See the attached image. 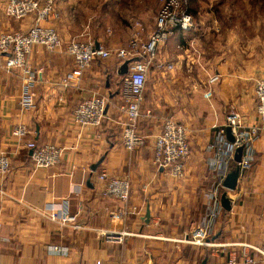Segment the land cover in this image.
Returning <instances> with one entry per match:
<instances>
[{"label":"crops","instance_id":"0c3cea01","mask_svg":"<svg viewBox=\"0 0 264 264\" xmlns=\"http://www.w3.org/2000/svg\"><path fill=\"white\" fill-rule=\"evenodd\" d=\"M6 1L0 0V33L26 31L33 17L6 16ZM119 3L55 0L50 24L64 42L76 37L105 48L124 46L135 32L126 39V27L118 26ZM194 28L176 31L157 51L156 63L171 67L149 68L138 126L143 143L132 151L121 143L122 67L116 59H94L74 77L64 51L34 45L24 67L10 70L0 54V150L11 164L0 176V264H264L248 247L264 242V129L254 97L264 54L252 49L248 60L247 50H230L227 36L208 44L205 62L188 49ZM151 31L138 35L145 41ZM25 91L30 104L22 106ZM94 94L107 98L106 118L98 127L79 129L73 110ZM230 112L240 120V133L258 130L243 145L248 166L238 163L236 187L226 190L223 180L237 166V147L226 135ZM167 118L187 129L190 153L180 178L152 164L151 135ZM17 124L27 128L22 138L11 133ZM27 141L63 146L61 161L33 168ZM101 172L129 181L127 200L105 193ZM225 191L229 210L220 204ZM59 208L73 220H50ZM198 228L208 245L182 241ZM111 234L119 236L107 239Z\"/></svg>","mask_w":264,"mask_h":264},{"label":"built area","instance_id":"2783aa9c","mask_svg":"<svg viewBox=\"0 0 264 264\" xmlns=\"http://www.w3.org/2000/svg\"><path fill=\"white\" fill-rule=\"evenodd\" d=\"M55 0H7L4 4V13L14 20H23L33 17L32 24L26 31H9L0 33V54L6 55V69L22 68L25 58L31 47L42 46L50 52L64 51L71 56L73 68L71 75L79 77L94 59H116L122 66L127 62L126 73L122 74L120 95L122 103L119 110L122 113L121 143L124 149L134 150L143 143V136L138 130L142 117L141 108L144 102L145 83L148 78L149 68L152 64L158 67L170 68L171 65L156 63L157 51L176 32L187 33L194 28V19L187 7L179 0H165L157 14L154 29L148 34L145 41L134 33L127 44L114 48H105L100 44L81 41L71 37L68 41L60 37L56 29L50 24L55 18ZM207 95V94H206ZM254 97L256 100V114L260 121V128L264 129V73L255 79ZM30 94L25 91L20 98V104H30ZM107 98L94 94L82 99L74 108L72 120L79 129L98 127L106 118ZM149 115V111L145 112ZM227 125L234 131V146H243L250 142L258 127L253 126L242 133L239 132L240 120L234 112L227 115ZM27 128L24 124H17L12 129V135L22 138L26 135ZM153 156L152 164L158 168L167 169L170 175L180 178L184 175V165L190 153V144L186 128L180 123L169 118L165 119L157 132L152 135ZM24 146L29 151L33 168H47L58 164L63 156L64 147L54 143L37 144L27 141ZM240 165L248 166L245 159ZM8 152L0 150V176L5 175L10 169ZM99 179L104 181V190L108 196L117 200H127L130 193V183L124 178L108 176L106 172L99 174ZM50 220L66 224L73 220L63 208ZM119 235H107V239L117 238ZM205 231L198 228L182 241L208 245ZM255 253L264 258V242L258 245H248Z\"/></svg>","mask_w":264,"mask_h":264},{"label":"rangeland","instance_id":"374dc122","mask_svg":"<svg viewBox=\"0 0 264 264\" xmlns=\"http://www.w3.org/2000/svg\"><path fill=\"white\" fill-rule=\"evenodd\" d=\"M179 1L191 11L194 19L196 33L192 41L194 43L188 49L192 48L195 57L207 62L210 57L208 46L212 42L227 41V36H230V50H247L248 60L253 59L252 49L264 54V0ZM164 2L165 0H120L117 24L120 28L126 27L123 28L128 33L126 39L134 32L143 37L148 30H153ZM87 14L93 15L96 12L88 11Z\"/></svg>","mask_w":264,"mask_h":264},{"label":"water","instance_id":"95a60500","mask_svg":"<svg viewBox=\"0 0 264 264\" xmlns=\"http://www.w3.org/2000/svg\"><path fill=\"white\" fill-rule=\"evenodd\" d=\"M121 67H122V71L120 73L121 74L126 73V70H127V62H125ZM226 135H227V138L230 140V142H234V139L235 138L231 134L230 127H228L226 129ZM242 150H243V146H238L236 148V150H235L234 161L237 163V166H236L235 170L230 171L226 175V177L224 178V180H223V187L226 190H233L236 187L237 179H238L239 171H240V168H239L238 163H240V161H241ZM226 194H227L226 191L221 194L220 204H221V206L225 210H229L230 209V199L227 198ZM200 264H204V263L201 262Z\"/></svg>","mask_w":264,"mask_h":264},{"label":"trees","instance_id":"16d2710c","mask_svg":"<svg viewBox=\"0 0 264 264\" xmlns=\"http://www.w3.org/2000/svg\"><path fill=\"white\" fill-rule=\"evenodd\" d=\"M190 13H191V11L190 10H188ZM192 14V13H191Z\"/></svg>","mask_w":264,"mask_h":264}]
</instances>
